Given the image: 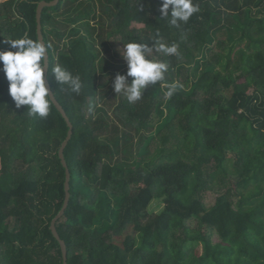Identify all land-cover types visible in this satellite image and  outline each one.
<instances>
[{
	"label": "trees",
	"instance_id": "obj_1",
	"mask_svg": "<svg viewBox=\"0 0 264 264\" xmlns=\"http://www.w3.org/2000/svg\"><path fill=\"white\" fill-rule=\"evenodd\" d=\"M40 1L53 0L0 2V50L25 33L37 38ZM194 3L200 11L180 28L163 20L161 0H59L42 9L49 67L60 63L84 81L80 95L49 83L74 126L65 150L70 204L57 222L68 264L264 256V240L253 247L249 234L251 202L264 203V162L250 159L264 134V0ZM157 30L179 45L177 56L161 55L166 81L184 87L166 99L165 88L149 86L130 104L112 88L127 72L112 40L151 47ZM25 111L0 72V264H63L50 223L66 198L59 152L69 126L55 105L47 118Z\"/></svg>",
	"mask_w": 264,
	"mask_h": 264
},
{
	"label": "clouds",
	"instance_id": "obj_2",
	"mask_svg": "<svg viewBox=\"0 0 264 264\" xmlns=\"http://www.w3.org/2000/svg\"><path fill=\"white\" fill-rule=\"evenodd\" d=\"M159 11L170 26L180 28L200 11V7L194 0H161ZM149 40L152 41L151 47L147 43L129 40L123 42V47L118 49L119 55L127 64V72L115 75L112 88L130 104L140 101L149 86L159 84L165 88L163 95L166 99H171L184 87L179 81H166L170 64L161 58V55L177 56L179 45L175 42L163 43L159 30ZM6 41L9 50H0V72L8 82V93L16 108L26 106L25 113L29 117L49 116L56 104V97L46 84V72L48 83L54 80L61 93L81 94L84 81L79 74H74L60 63L49 67L47 58L52 49L51 43L31 38L27 33ZM89 110H92L91 105Z\"/></svg>",
	"mask_w": 264,
	"mask_h": 264
},
{
	"label": "rangeland",
	"instance_id": "obj_3",
	"mask_svg": "<svg viewBox=\"0 0 264 264\" xmlns=\"http://www.w3.org/2000/svg\"><path fill=\"white\" fill-rule=\"evenodd\" d=\"M7 0H0V2H4ZM134 27H139L141 25H138L136 23L133 24ZM118 37L113 38L112 42L115 43V49L118 51L119 48H122L121 43L119 44ZM250 159L257 163V161H263L264 162V134H263V140L261 145L254 151L253 156L250 157ZM10 182V178L8 177L7 180H4L3 186L8 188V184ZM5 188V189H6ZM216 195L212 192H208L206 195V203H213L215 201ZM251 207L253 209V219L249 222V234L252 241V246L254 247V243L257 245H262L264 240V203L263 199H255L251 202ZM162 208V205L154 204L152 209L153 210H160ZM214 242H218V238L215 236ZM202 251V246L199 247ZM256 251H260V249L256 248ZM264 251V250H263ZM237 256V255H236ZM236 256H232L233 258H237ZM245 258L242 256V259ZM247 261H251L252 264H264V256L260 255L258 252L255 254L250 253L249 256L245 258ZM251 264V263H250Z\"/></svg>",
	"mask_w": 264,
	"mask_h": 264
},
{
	"label": "water",
	"instance_id": "obj_4",
	"mask_svg": "<svg viewBox=\"0 0 264 264\" xmlns=\"http://www.w3.org/2000/svg\"><path fill=\"white\" fill-rule=\"evenodd\" d=\"M59 3V0H53L50 2L47 1H40L38 2V7H37V38L42 39L43 40V36L41 33V12L42 9L44 7L47 6H54L56 4ZM48 59V58H47ZM45 77H46V84H48V86L50 87L48 80H47V72L45 73ZM52 90V88H50ZM55 107H57V109L61 112V114L63 115V117L65 118L68 126H69V132L67 135L66 140L63 142L60 152H59V157L61 159L62 165L64 166L65 170H66V181H65V192H66V198H65V202L63 205L62 210L60 211V213L52 220V223H50V229H52L53 235L54 237L59 241L61 249H62V253H63V264H68V249H67V245L66 242L64 240L61 239L60 234L58 232L57 229V222L63 218V216L65 215L66 210L69 207L70 204V198H71V194H70V181H71V173L65 158V150L69 144V142L71 141L72 137H73V129L74 126L67 114V112L65 111L64 107L61 106V104L58 102V100L56 99V104Z\"/></svg>",
	"mask_w": 264,
	"mask_h": 264
}]
</instances>
